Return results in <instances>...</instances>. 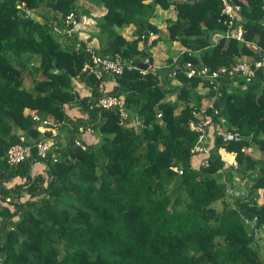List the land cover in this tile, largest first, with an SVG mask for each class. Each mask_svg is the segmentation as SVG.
I'll use <instances>...</instances> for the list:
<instances>
[{
  "label": "trees",
  "instance_id": "16d2710c",
  "mask_svg": "<svg viewBox=\"0 0 264 264\" xmlns=\"http://www.w3.org/2000/svg\"><path fill=\"white\" fill-rule=\"evenodd\" d=\"M83 2L105 9L95 18L93 48L102 57L118 53L140 64L163 40L185 48L179 64L216 69L264 58L235 38L213 41L228 29L220 0H0V264H264L255 237L264 229V204L256 200L264 191V65L251 82L222 80L207 94L182 69L174 77L161 67L98 78L82 71L87 45L66 22L70 13L91 16ZM262 2L242 4L233 28L264 48ZM158 7L175 12L161 33L151 20ZM130 25L126 38L119 30ZM151 33L157 36L147 44ZM108 80L113 87L101 92ZM105 93L123 95L142 124L122 125L116 108L96 107ZM204 98L212 105L202 108ZM28 111L64 123L53 136ZM194 113L212 118L208 154L191 152L199 135L189 127L199 122ZM86 125L96 140L82 150L72 138ZM43 138L56 140L57 161L37 156L34 144ZM19 141L30 153L9 165L6 152ZM37 162L44 167L32 172Z\"/></svg>",
  "mask_w": 264,
  "mask_h": 264
},
{
  "label": "built area",
  "instance_id": "2783aa9c",
  "mask_svg": "<svg viewBox=\"0 0 264 264\" xmlns=\"http://www.w3.org/2000/svg\"><path fill=\"white\" fill-rule=\"evenodd\" d=\"M221 1V11L220 14L223 17V23L227 25L228 29L225 33H214L212 39L214 42H217L220 37H225L227 39L235 38L236 40L244 43L248 48L253 52H262L264 54V48L258 46L255 42L245 39L244 33L245 30L237 25L233 28L236 23V19L239 16L242 4H246L247 0H220ZM264 11V0L261 6ZM74 19V14L70 13L66 17V22L69 23ZM263 29H264V19L262 20ZM152 35V34H150ZM86 51L89 55V60L86 61L82 67L83 72L89 74H95L99 78L100 72L104 71L110 74H121L125 68L127 69H137L140 73L146 74L148 71L153 70L152 65H148V68L143 69L139 67V64H136L132 59L126 60L118 53H115L111 57H102L94 49L87 45ZM149 60H145L143 63H148ZM249 61L239 59L238 62L231 64L229 66H221L216 69H210L207 66L194 65L192 62H185L183 64L178 63V56H174L172 62L166 66L169 68V76L174 77L177 70H183L188 78L197 77L200 78L202 83L203 81H208L210 84L218 86L222 80H231L234 84H238L243 81V85L251 82L256 76V70L264 65L262 60L260 61ZM141 64V63H140ZM99 90L105 92V85L102 83L99 84ZM96 107L98 108H116L118 110L121 123L125 126H139L142 124V121L138 117H130L129 113L125 108V101L123 95H112V94H102L96 101ZM211 106V105H210ZM217 113V110H215ZM30 117L35 124L38 125L40 130L51 131L53 136H56V129L59 128L64 121L57 122L52 116H47L46 118L41 117L36 111H29ZM197 113H194L195 117ZM160 113L157 114L159 118ZM201 116V115H200ZM212 118L209 115L199 118V122L196 123L191 121L189 127L192 130L199 132L197 141L192 148L191 152H205L208 154L207 139L205 134L208 131L207 125L211 122ZM223 121V119H222ZM78 134L72 138V143L74 146L80 147L82 150H85L87 147L86 137L87 135L95 134V129L92 126H80L77 130ZM84 138V141H83ZM37 156L41 159H46L48 156L52 158L53 161H57V154L52 150L56 148V140L53 138H43L37 141L35 144ZM30 153V147L24 145L22 142L12 145L6 152V161L10 165H14L22 162ZM231 156V163L235 165V160L233 159L234 154L229 153ZM42 163V162H41ZM37 162L35 165H41ZM207 163L206 159L202 161V164ZM43 164V163H42ZM43 168V167H42ZM179 174L182 173L181 170L178 171ZM26 194H24L25 196ZM245 222H248L245 219Z\"/></svg>",
  "mask_w": 264,
  "mask_h": 264
},
{
  "label": "crops",
  "instance_id": "0c3cea01",
  "mask_svg": "<svg viewBox=\"0 0 264 264\" xmlns=\"http://www.w3.org/2000/svg\"><path fill=\"white\" fill-rule=\"evenodd\" d=\"M83 3H84V5L87 8L90 9L91 16H86V15L83 16L82 15L81 16L82 22L79 23V24L78 23L75 24L72 29L74 30V29L77 28L79 30L80 39L85 40L86 45L94 46V47L97 48L98 45H99V42H98V39L96 37V33L98 31V27L96 25L97 23H96V19L95 18H98V17L102 16L105 13V9L103 7H98V6L92 5V4L88 3V2H83ZM35 16H36L37 19H40V16H38V14H35ZM161 16H163L161 18V25H157V26L159 28H161L162 32H163L165 30V19L174 18L175 17V12L173 11L172 8H170V9H161L160 7H158L156 9L155 17L151 19L152 22L155 23V19H157L158 17H161ZM84 20H86V21H84ZM87 21H90V23H92V24L85 25L84 23H86ZM124 28H126V30L124 32H121V33L124 35L126 33V31H127V32L130 33V36L128 37V35H127V37L131 38V35H132L131 32H132L133 26L130 25V26L124 27ZM124 28H122L121 30L123 31ZM154 35H155L154 37L149 38L150 40H149V42H147V44H149L152 41V39H154L157 36L156 34H154ZM167 43L165 41H163V40L162 41H158L154 46H152L153 49L151 47L149 50L151 51V49H152V50L155 51L156 49H158V50L162 49V48H164L166 46ZM173 43L174 44H179L176 41H174ZM141 46H143L142 43H141ZM175 48H178L180 50V49H183V46H178V47H175ZM151 54H152L151 56L153 58V64H154V62H155L154 60H155L156 56L154 55L155 54L154 52L153 53L151 52ZM159 62H160L159 60L156 61L157 66L162 67L164 64H161V65L159 64L158 65ZM113 85H114V82L112 80H108L105 83V86H106L107 89H111L113 87ZM77 114H78V112H77ZM73 115H75V114H73ZM73 115H71V116H73ZM86 139H87L88 142H92L93 140H95V137L87 135ZM253 154L254 155L256 154V156H257V152L256 151H254ZM256 200H257L259 205L264 204V191L263 190L259 192V195L256 198ZM216 206L218 208H220V203H217ZM263 232H264V229L262 228L255 235V237L257 239V243L260 245L261 250H264V234H262Z\"/></svg>",
  "mask_w": 264,
  "mask_h": 264
},
{
  "label": "rangeland",
  "instance_id": "374dc122",
  "mask_svg": "<svg viewBox=\"0 0 264 264\" xmlns=\"http://www.w3.org/2000/svg\"><path fill=\"white\" fill-rule=\"evenodd\" d=\"M84 16V15H83ZM163 16H161V17H158L157 19H155V24L156 25H161V18H162ZM84 21H86V20H84ZM82 22V19H80V21L78 22V24L79 23H81ZM154 23V22H153ZM85 25H88V24H92V23H90V21H87L86 23H84ZM159 29V31H160V33L162 32V29L161 28H158ZM74 33H73V36L74 37H79L80 38V36H79V30L76 28V29H71ZM126 30V28H124L123 29V31L120 29L119 31H121V32H124ZM60 32V31H59ZM132 32H133V29H132ZM131 32V33H132ZM156 34V33H155ZM78 35V36H77ZM123 35V34H122ZM126 35V36H125ZM127 35H128V37L130 36V33L129 32H127L126 31V33L123 35L124 37H126V38H128L127 37ZM157 35V34H156ZM155 35H151L150 36V38H152V37H154ZM61 37V39L62 40H67V35H61L60 36ZM150 40V39H149ZM149 42V41H148ZM140 46H141V43H140ZM178 46H181V45H179V44H174L173 42H169V43H167L166 44V46L164 47V48H162V49H156L155 51L154 50H152L153 49V47H152V49H151V51L150 52H154L155 54V62H154V66H153V68L154 69H156V68H158L157 67V64H156V61L157 60H159L160 62L158 63V65L160 64H168V62H167V60H168V58L169 57H173L175 54H178L179 53V49L178 48H175V47H178ZM92 48H95L96 49V47H94V46H92ZM249 60V61H252V57H243V60ZM262 61L264 62V58L262 59ZM36 64H38V59H36V60H34V65H36ZM174 84H176V82L174 83ZM24 85L26 86V87H30L31 85H32V79L31 78H26L25 79V81H24ZM214 84H207V85H204L202 82H199V84H198V86H197V91L199 92V93H201V94H207L209 91H210V87H212ZM79 88V87H78ZM81 95H83L84 93H85V91L84 90H82L81 89ZM210 103H211V101H209V100H207L206 98H204L203 100H202V108H206L207 106H210ZM74 109V110H73ZM67 112L69 113V115L71 114V115H73V114H76V115H78L77 114V111H76V109L74 108V107H68V110H67ZM197 115V117L198 118H200L201 116H200V114H196ZM210 130V129H209ZM61 143L63 144V143H65V141H66V138H65V134L63 135V137H61ZM246 151H248V152H250V153H253L254 152V150L253 149H250V150H248V149H246ZM221 152L223 153V154H225V156H227V159L229 160V158L231 159V156H229L227 153H224L225 152V150L224 149H221ZM227 160V161H228ZM232 161V160H231ZM37 169H40L39 167H36V166H33L32 167V172H34V171H36ZM9 184H13V182H11V183H9ZM26 196L27 195H23L22 197H21V200L22 199H24V198H26ZM262 234H264V232L262 233ZM264 250H262V252H263Z\"/></svg>",
  "mask_w": 264,
  "mask_h": 264
},
{
  "label": "clouds",
  "instance_id": "9594fccd",
  "mask_svg": "<svg viewBox=\"0 0 264 264\" xmlns=\"http://www.w3.org/2000/svg\"><path fill=\"white\" fill-rule=\"evenodd\" d=\"M80 19H81V17H80L79 19H77V21H76L75 24H77V23L80 21ZM73 20H75V19H73ZM73 20H71L70 22H72ZM70 22H69V24H70ZM75 24H74V25H75ZM151 34L154 35L153 33H151ZM150 36H151V35H149V38H150ZM155 38H156V37H155ZM152 40H153V39H152ZM184 50H185V48L183 47V49H180V50H179V53H178V54L182 53ZM178 54H175L174 56H178ZM174 56H173V57H174ZM151 57H152V56H151ZM173 57H171V58L173 59ZM149 59H150V58H149ZM149 59H148V60H149ZM171 62H172V61H171ZM168 64H170V63H168ZM168 64H164L163 66H166V65H168ZM151 65H152V67L154 66V64H153V58H152V64H151ZM163 66H162V67H163ZM157 67H158V68H161V67H159V66H157ZM158 68H157V69H158ZM165 68H166V67H165ZM153 70H154V68H153ZM177 71H178V70H177ZM172 82H173V83H175V82L177 83L176 80H173ZM211 103H212V102H211ZM211 103H210V105H212ZM28 113H29V111H28ZM122 125H123V124H122ZM90 136H94V134H92V135H90ZM95 140H96V139H95ZM95 140H93L92 142H94ZM19 142H21V141H19ZM19 142H18V143H19ZM86 142H88V141L86 140ZM79 148H80V147H79ZM6 162H7V161H6ZM9 165H10V164H9ZM33 166H36V165L34 164ZM36 167L42 168V167H44V165L41 163V165H37ZM247 220H248V219H247ZM244 222H245V219H244ZM249 223H250L249 221H248V222H245V224H249Z\"/></svg>",
  "mask_w": 264,
  "mask_h": 264
},
{
  "label": "water",
  "instance_id": "95a60500",
  "mask_svg": "<svg viewBox=\"0 0 264 264\" xmlns=\"http://www.w3.org/2000/svg\"><path fill=\"white\" fill-rule=\"evenodd\" d=\"M77 19L73 20L72 22H70L69 24V28L72 29L74 24L76 23ZM152 64V57H150L149 59V62L148 63H141L139 64V67L143 68V69H146L148 68V65H151ZM230 138H234L235 136L234 135H229ZM237 138H240L239 136H237Z\"/></svg>",
  "mask_w": 264,
  "mask_h": 264
}]
</instances>
